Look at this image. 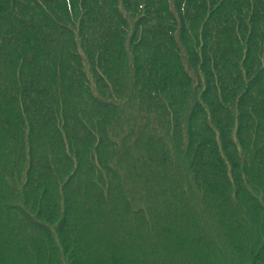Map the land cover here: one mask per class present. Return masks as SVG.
Returning <instances> with one entry per match:
<instances>
[{"label":"trees","instance_id":"1","mask_svg":"<svg viewBox=\"0 0 264 264\" xmlns=\"http://www.w3.org/2000/svg\"><path fill=\"white\" fill-rule=\"evenodd\" d=\"M0 264H264V0H0Z\"/></svg>","mask_w":264,"mask_h":264}]
</instances>
